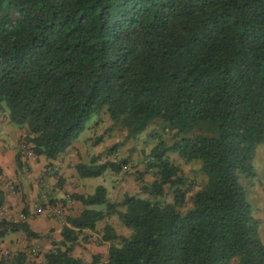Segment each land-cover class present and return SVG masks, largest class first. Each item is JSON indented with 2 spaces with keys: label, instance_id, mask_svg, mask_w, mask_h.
Returning <instances> with one entry per match:
<instances>
[{
  "label": "trees",
  "instance_id": "16d2710c",
  "mask_svg": "<svg viewBox=\"0 0 264 264\" xmlns=\"http://www.w3.org/2000/svg\"><path fill=\"white\" fill-rule=\"evenodd\" d=\"M6 110L26 130L23 145L49 162L102 110L127 139L154 124L173 132L171 144L151 135L158 143L145 164L154 180L138 177L146 198L113 203L103 186L71 195L81 211L29 264H264L246 185L264 145V0H0V119ZM171 154L201 164L194 194ZM126 166L92 156L73 169L86 179ZM111 216L128 236L107 223L98 229ZM85 231H97L106 256L87 263L73 254ZM15 232L40 238L24 220L0 218V238Z\"/></svg>",
  "mask_w": 264,
  "mask_h": 264
},
{
  "label": "rangeland",
  "instance_id": "374dc122",
  "mask_svg": "<svg viewBox=\"0 0 264 264\" xmlns=\"http://www.w3.org/2000/svg\"><path fill=\"white\" fill-rule=\"evenodd\" d=\"M7 113L6 110L4 116ZM151 135H159L167 144H171L173 140V132L157 124H154L142 133L136 140L127 139L126 132L121 126L119 124L112 125L106 112L102 110L98 116H94L88 122L85 130L80 134L77 141H75L73 147L56 160L60 162L61 168L57 165H49L37 176L35 185L39 190V197L36 205L42 203L41 197L44 196L46 197L47 203L44 205H56L59 207L61 215L59 217L50 216V218L56 219L62 227L64 224L61 221L65 222L66 217L77 215L82 209L79 203L70 200L69 197L73 194L91 195L98 186H103L107 190L108 200L113 203H120L124 194L146 198L147 195L141 191V182L138 180V177L140 174L141 181L146 184L154 180V174L152 172H146L145 164L146 155L158 143V140ZM23 143L21 140L20 149L22 157L24 159H31L32 157L26 155L27 148H23ZM92 156H97L98 162L125 159L127 160V166L119 175L107 171L101 177L97 178H78L73 169V165L77 162L88 163ZM170 158L181 169L182 174L188 182L194 184L189 196L194 194L205 180L200 172L201 164L198 162L187 164L176 154H171ZM253 166L256 178L251 182H247V196L253 207V215L259 223V233L264 243V145H260L257 148ZM48 175L56 181L58 178L63 179L61 198H53L56 195V190L59 188L47 181L46 177ZM41 176H43V181L40 184L42 187H39L36 182ZM62 201L65 202L63 203ZM187 203V207H190V203ZM92 209L103 210L105 206H95ZM118 209L123 211L122 207ZM105 223L111 225L117 235H129V230L122 225L117 216H111L103 223L98 224V229ZM51 233L49 232L46 235H42L39 239H36L37 243L33 246L36 254L34 256L29 254L31 259H37L38 256H41L42 249H48V247H45L46 245H49V249H51V241H56ZM84 234L89 237V240L84 242L80 238L73 254L87 263L91 261L93 255L100 254L103 257L106 256L108 245L100 242V235L97 231L95 233L85 231Z\"/></svg>",
  "mask_w": 264,
  "mask_h": 264
},
{
  "label": "crops",
  "instance_id": "0c3cea01",
  "mask_svg": "<svg viewBox=\"0 0 264 264\" xmlns=\"http://www.w3.org/2000/svg\"><path fill=\"white\" fill-rule=\"evenodd\" d=\"M25 128L18 127L9 122L7 115L0 119V189L5 195V204L0 210V218L13 223L25 221L30 230L40 237L52 232L51 235L56 241L60 240L61 225L50 218L46 213L36 214L35 208L38 202L39 190L35 185V179L41 171L49 165H57L61 168L60 162H49L44 158L24 159L21 156L22 167L17 168L15 158L20 151L22 137L25 135ZM47 181L59 188L53 198H61V185L48 175ZM62 179V178H61ZM63 180V179H62ZM61 190V191H60ZM59 200V199H58ZM82 208V207H81ZM26 211V218L23 216ZM39 238H29L23 232L8 233L0 238V264L8 259L9 264H17L15 259L23 254L22 264H29L32 261H40L43 255L49 250L42 249V255L37 259H31L29 249L33 247ZM46 241V239H44Z\"/></svg>",
  "mask_w": 264,
  "mask_h": 264
},
{
  "label": "built area",
  "instance_id": "2783aa9c",
  "mask_svg": "<svg viewBox=\"0 0 264 264\" xmlns=\"http://www.w3.org/2000/svg\"><path fill=\"white\" fill-rule=\"evenodd\" d=\"M24 147L27 148L26 146L23 145V148ZM26 155L28 157L34 158L32 152L28 148H27ZM53 171H55V170H53ZM42 179H43V176L39 177V180L36 182V184L39 187H42L40 185L42 183V181H43ZM41 201H42V203H40L39 205H37L36 208H35V213L36 214L40 215V214L46 213L47 215L52 216V217H54V216L59 217L61 215V210L56 205H54V206L53 205H44V204H47L46 203V197H44V196L41 197ZM61 223L64 224L65 222H62L61 221ZM29 254H31L33 256L36 254V251H35V249L33 247L29 249ZM8 261H9L8 259H5V260H3V263L2 264H8Z\"/></svg>",
  "mask_w": 264,
  "mask_h": 264
}]
</instances>
